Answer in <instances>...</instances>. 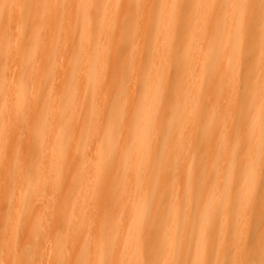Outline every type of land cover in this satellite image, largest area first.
Segmentation results:
<instances>
[{
    "label": "bare ground",
    "instance_id": "obj_1",
    "mask_svg": "<svg viewBox=\"0 0 264 264\" xmlns=\"http://www.w3.org/2000/svg\"><path fill=\"white\" fill-rule=\"evenodd\" d=\"M33 1L0 11V264H264V0H137V25L40 0L36 40Z\"/></svg>",
    "mask_w": 264,
    "mask_h": 264
},
{
    "label": "rangeland",
    "instance_id": "obj_2",
    "mask_svg": "<svg viewBox=\"0 0 264 264\" xmlns=\"http://www.w3.org/2000/svg\"><path fill=\"white\" fill-rule=\"evenodd\" d=\"M63 0H61L62 2ZM137 0H130V2L128 3V12H129V9H130V14L127 15V23H132V24H135L137 25V16L136 15H132L131 16V13L134 11H137V8H138V4L136 3ZM39 2L40 0H36V1H33L31 4V7H32V12L28 13V14H25V12L23 13V16H22V19L23 21H27L30 25H32L33 27L36 28V31L35 33L33 34V38L36 40L39 36V31L37 30L40 26V19L42 16H44L46 14V12H44L43 10H41L39 8ZM10 3V0H2L1 1V15H3L5 13V10L6 8L8 7ZM108 11H109V4L107 2H104V4L102 6H100L98 8V10H96L94 12V17L92 18L91 20V23L89 25V38L91 39L92 42H94V39L98 36V35H101L102 32H103V26L101 24V22L104 20L105 17H107V14H108ZM154 12L153 11H150V16L153 15ZM55 27H59V28H62V26L59 24ZM125 27V26H124ZM137 28L138 26H136V28L134 30H130L126 33V27H125V35H126V39L131 42L134 38H135V30L137 31ZM135 32V33H134ZM183 33V31H182ZM5 35H8V32H5ZM83 36L80 34V35H77L75 36V39H74V43H75V46H80L82 43H83ZM149 41H150V38L148 37L147 38V41H146V44L147 46L149 45ZM129 43L128 42H125L122 46V50H121V58L125 60V62H122V63H125V66H124V74L122 72V74L119 76V79L117 80V84H119L117 86V88L121 87V86H126L127 83H128V78L130 76V72H131V62H132V58H133V52H132V47H129ZM189 45H191V43H189ZM97 49L98 47L93 44V54L96 55L97 53ZM149 49V48H148ZM50 50L52 53L56 54L57 51H58V39H55L54 42H52V44L50 45ZM151 51V49H149ZM4 54H8L10 52V49L9 48H5L3 50ZM153 53V52H152ZM72 54V53H71ZM72 57L75 58L76 60L79 58V53L77 51H73V54H72ZM24 61L26 63H28L29 65L32 64L34 62V59H35V55L34 53L32 52H29L27 53L26 55H24ZM53 68V65L51 66ZM9 71V70H8ZM7 72V70H6ZM30 75H32V73L30 72ZM126 84V85H125ZM41 90H43V88H47L46 84L44 85L43 83L41 84L40 86ZM74 87H68V89L66 88L63 95H62V98H61V104L62 106L68 101V95L70 92V90H73ZM141 90H142V87H141V84H138L136 85V90H135V93H136V97L140 96V93H141ZM4 91H5V88L4 87H0V97L4 94ZM130 95H128V93L124 92L118 96H114L111 101L109 102V105L111 108L115 109V111L118 112V116H117V120L115 121L114 119L112 118H108L107 121H106V125L109 126V125H113V123H117L119 122V120L121 119H124L125 116L124 114L121 112V114L119 113V111L123 110L130 102ZM49 102V101H47ZM41 103V102H40ZM139 122V118L138 117H135L133 119H131L130 121V125L131 127L133 128V130H136L137 128V124ZM108 142L109 144V140L106 141ZM110 145L112 146L111 149H113V147L115 146V142L112 141L110 143ZM130 156V153L129 155L126 154L125 156V161L128 160ZM107 158H113V153L112 152H107V155H106ZM74 196V195H73ZM164 215V214H163ZM107 235L109 234L110 236H113L115 234V230L110 228L106 231ZM159 253V252H158ZM157 253V254H158ZM157 256V255H155Z\"/></svg>",
    "mask_w": 264,
    "mask_h": 264
}]
</instances>
